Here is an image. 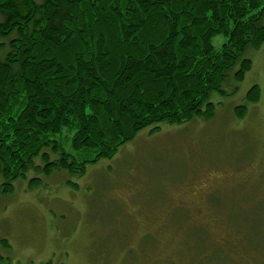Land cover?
<instances>
[{
    "label": "trees",
    "instance_id": "16d2710c",
    "mask_svg": "<svg viewBox=\"0 0 264 264\" xmlns=\"http://www.w3.org/2000/svg\"><path fill=\"white\" fill-rule=\"evenodd\" d=\"M263 44L264 0H0L2 193L30 170L82 177L161 123L211 120V95Z\"/></svg>",
    "mask_w": 264,
    "mask_h": 264
},
{
    "label": "rangeland",
    "instance_id": "374dc122",
    "mask_svg": "<svg viewBox=\"0 0 264 264\" xmlns=\"http://www.w3.org/2000/svg\"><path fill=\"white\" fill-rule=\"evenodd\" d=\"M244 57L211 120L145 129L82 177L30 170L0 188V264H264V44Z\"/></svg>",
    "mask_w": 264,
    "mask_h": 264
},
{
    "label": "flooded vegetation",
    "instance_id": "af4514ba",
    "mask_svg": "<svg viewBox=\"0 0 264 264\" xmlns=\"http://www.w3.org/2000/svg\"><path fill=\"white\" fill-rule=\"evenodd\" d=\"M184 198V197H183ZM172 210L174 209L173 207L171 208ZM176 209H182V210H187L190 212V208L187 206V203L186 202H179L177 203V206H176Z\"/></svg>",
    "mask_w": 264,
    "mask_h": 264
}]
</instances>
